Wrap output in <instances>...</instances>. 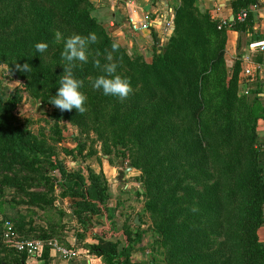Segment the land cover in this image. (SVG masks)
I'll return each instance as SVG.
<instances>
[{
  "label": "trees",
  "instance_id": "obj_1",
  "mask_svg": "<svg viewBox=\"0 0 264 264\" xmlns=\"http://www.w3.org/2000/svg\"><path fill=\"white\" fill-rule=\"evenodd\" d=\"M93 9L91 0H0L5 26L24 15L28 19L27 30L12 39L0 33V56L6 46L12 47L32 66L31 72H22L27 76L25 89L50 103L63 73L64 39L95 33L98 41L87 49L88 62H77L73 69L84 82L87 111L81 115L75 109H58V117L95 131L106 153L110 144L122 147L133 165L143 170V192L137 194L146 196L156 223L155 247L164 249L170 264H264V147L258 144L257 132L258 121L264 119V98L257 92H252V99L240 93V64L227 63V26L220 28L221 20L200 11L197 0H182L168 43L153 46V59L145 61L130 55ZM57 31L60 42L55 39ZM37 42H46L48 49L37 52ZM113 42L120 45L113 53L117 72L133 88L123 102L93 89L88 81L103 74L94 61L107 63ZM21 100L19 90L9 96L0 93V169H13L17 163L28 169L42 161L41 154L48 155L19 118ZM86 145L81 142L78 152L83 153ZM8 156L12 161H6ZM62 173V195L76 198L82 221L89 218L91 223L93 216L104 214L108 223L106 180L92 171L85 175L63 168ZM9 183L25 186L17 174H5L0 190ZM25 191L30 201L48 194ZM7 221L14 223L12 217ZM119 233L121 238L112 239ZM95 240L92 251L106 264H144L131 260L134 237L128 227L115 231L108 223ZM27 258L25 253H5L0 264L26 263ZM150 264L160 262L154 256Z\"/></svg>",
  "mask_w": 264,
  "mask_h": 264
},
{
  "label": "rangeland",
  "instance_id": "obj_2",
  "mask_svg": "<svg viewBox=\"0 0 264 264\" xmlns=\"http://www.w3.org/2000/svg\"><path fill=\"white\" fill-rule=\"evenodd\" d=\"M20 12L25 13L23 10ZM0 17L2 16L0 15ZM103 26L130 55L139 57L145 61L153 59L154 49L150 50L149 46L151 43L148 45L146 41L153 40L152 47L160 45L163 48L172 35L166 39H160L155 36L151 37L140 34L138 36L140 43H134L133 47L130 48L126 43L120 41L116 35L115 27L104 24ZM27 27L28 19L25 15L22 20L14 21L9 26H5L3 19H0V33L4 39L14 38L17 32L21 29L27 30ZM228 40L229 32L226 29L227 60L229 56ZM8 43L11 44V41ZM23 63L22 58L13 51L12 47L6 46L5 53L0 56V93L9 96L15 90H19L22 95V100L18 106L19 118L22 123H27L32 133L41 140L48 155L41 154L42 161L28 169H24L18 163L13 169H0V182L3 181V175L5 174L12 177L17 174L18 179L25 183V188H19L9 183L3 185L0 190V258H3L5 253H16L12 244L5 239V225L7 220H10L9 214L12 211L24 213L27 205L36 204V200L30 201L31 197L25 191L28 188L27 186L39 187L43 184L46 193L54 192L56 188L62 192L64 189V185L62 184L64 179L62 169L65 168L66 172L82 170L85 175H88L92 171L95 174L101 175L106 180L108 190V203L106 205L110 220L108 223L112 224L115 231L124 230L126 227L131 229L134 237L132 256L137 251H141L144 258L142 263L144 264H150L154 256L156 262L170 264V261L163 253L164 249L158 246L155 247L156 223L154 221V214L147 206L146 196H139L137 194L138 190L143 192L144 185L143 180H141L143 170L133 165L132 157L128 151L126 152L122 147L118 149L115 145L110 144L109 153H106L104 141L95 131L89 133L88 126L83 124L82 126L79 123L59 118L57 115L58 108L45 102L43 98L33 96L30 91L25 89L27 76L23 77L22 72L16 67L17 64L23 65ZM228 65L229 67L231 66L229 63ZM230 72L232 73L231 70ZM88 81L93 82L94 77H88ZM240 93L250 99L254 97L250 90L242 88L241 85ZM84 141L87 143L86 148L83 153H79L77 148ZM258 144L264 147V143L260 142L259 139ZM123 152H126V156L123 155ZM6 161H12L11 156H8ZM70 162H75V165H69ZM129 163L130 166L128 165ZM62 166L63 168H61ZM27 176H29V179H27L26 183ZM192 185L201 187V185L195 183H192ZM53 196L46 195L44 197L43 203L46 209L52 206ZM137 218L140 224H137ZM81 226L82 229L84 227V230L88 232L89 229L84 223H81ZM15 228L19 237L22 238L54 237V235L43 234L42 232H32L24 237L19 233L16 225ZM79 230L78 227H73L71 233L73 235L83 234ZM262 235H264V226ZM221 239L223 237H219V240ZM153 246L156 248L154 251H152Z\"/></svg>",
  "mask_w": 264,
  "mask_h": 264
},
{
  "label": "crops",
  "instance_id": "obj_3",
  "mask_svg": "<svg viewBox=\"0 0 264 264\" xmlns=\"http://www.w3.org/2000/svg\"><path fill=\"white\" fill-rule=\"evenodd\" d=\"M91 1L94 5L93 15L104 25L115 27L116 35L120 41L126 43L130 48L133 47L134 43H140L138 40L140 34L151 37L157 36L160 39L169 37L167 34H162L159 27L135 32L131 26V18L134 14L141 11H168L171 8L176 13V9L182 2V0H135L134 4H129L125 0ZM197 3L200 11H209L218 20L234 21L226 27L229 32L228 63L233 65L239 61L241 87L251 92H257L264 98V53L251 51V44L264 40V8L256 0H197ZM245 10L248 12V16L245 20H240L239 16ZM149 43L152 45L153 40L146 41V44L150 45ZM151 45L149 46L150 50L153 49ZM247 56H250L258 67L254 66V68L252 63L246 59ZM250 66L253 67V71L251 74H246L245 70ZM257 132L260 142L264 143L263 118L258 121ZM28 191L46 192L43 184L39 187H28ZM47 195L50 197L54 195L52 206L48 209L44 206V199L33 198L34 201L36 200V204L27 205L24 213L12 211L9 214L10 217L14 219L19 233L24 237L32 232L54 235V237L47 238L57 239L62 245L75 250L78 255L73 258L63 257L57 250L47 246L39 255L28 257L26 264H106L103 256L92 251V246L96 243L95 236L101 234L102 228L108 226L105 215L93 216L91 223L89 218L82 221L76 213V198L69 195L63 196L57 188ZM99 221L101 224H98ZM81 223H84L89 229L88 232L84 230V227L82 229ZM73 227H78L83 234L73 235L71 233ZM116 236L112 239L121 238L123 235L119 233ZM46 249L48 252L45 254ZM131 260L142 263L144 258L141 251L131 255Z\"/></svg>",
  "mask_w": 264,
  "mask_h": 264
},
{
  "label": "clouds",
  "instance_id": "obj_4",
  "mask_svg": "<svg viewBox=\"0 0 264 264\" xmlns=\"http://www.w3.org/2000/svg\"><path fill=\"white\" fill-rule=\"evenodd\" d=\"M57 42L61 41L62 35L59 31L55 33ZM98 41L95 33H89L87 36L73 34L64 39V47L61 53L63 64V73L57 81L58 89L55 96L49 102L61 112L76 110L78 114H84L87 111L86 94L81 91L84 82L74 76L73 69L80 64L88 62L87 49L90 44ZM49 45L46 42H37L35 49L37 52L43 53L48 49ZM119 43L113 42L111 51L107 53V63L101 65L97 59L94 61V66L101 69V75H98L92 82V87L95 90H102L106 96L118 98L121 102L127 99L133 92L131 82L128 78L123 77L117 72L118 64L114 61L113 53L119 50ZM17 69L21 72H31L32 66L25 62L23 65L17 64Z\"/></svg>",
  "mask_w": 264,
  "mask_h": 264
},
{
  "label": "built area",
  "instance_id": "obj_5",
  "mask_svg": "<svg viewBox=\"0 0 264 264\" xmlns=\"http://www.w3.org/2000/svg\"><path fill=\"white\" fill-rule=\"evenodd\" d=\"M152 1V0H146ZM257 3L264 8V0H256ZM129 4H134L135 0H125ZM248 16V12L245 10L239 16L240 20H245ZM230 24V20H221L220 28ZM160 25V26H159ZM131 26L135 32H143L151 30L152 28H161L162 34L171 35L175 27V12L171 8L168 11H141L138 14H134L131 18ZM251 51H258L264 53V40L251 44ZM246 59L252 63V66L258 67V65L247 56ZM252 66L246 68L245 73H252ZM255 68V67H254ZM69 165H75V162H70ZM5 239L12 244L15 251L18 253H25L28 257L39 255L47 246L55 249L63 257L73 258L78 255L75 250H72L62 245L55 238H22L17 234L15 225L11 221H7L5 225Z\"/></svg>",
  "mask_w": 264,
  "mask_h": 264
},
{
  "label": "water",
  "instance_id": "obj_6",
  "mask_svg": "<svg viewBox=\"0 0 264 264\" xmlns=\"http://www.w3.org/2000/svg\"><path fill=\"white\" fill-rule=\"evenodd\" d=\"M128 165L130 166V163ZM136 222H137V224H140V221L138 220V218H137ZM17 264H26V263L22 262V263H17Z\"/></svg>",
  "mask_w": 264,
  "mask_h": 264
}]
</instances>
